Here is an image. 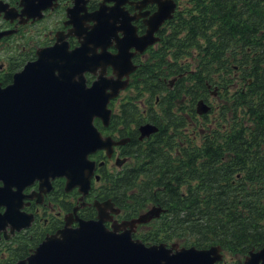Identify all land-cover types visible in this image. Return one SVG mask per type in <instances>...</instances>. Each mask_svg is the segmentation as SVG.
<instances>
[{"label": "flooded vegetation", "instance_id": "flooded-vegetation-1", "mask_svg": "<svg viewBox=\"0 0 264 264\" xmlns=\"http://www.w3.org/2000/svg\"><path fill=\"white\" fill-rule=\"evenodd\" d=\"M162 1L173 9L154 32V37L159 39L142 52L130 47L135 69L129 74V86L109 103L112 117L119 109L131 104H135L140 113L133 117L134 121L115 122L112 126L110 122L107 127L100 120L102 134L112 136L119 143L114 146L110 156L103 149L90 155L96 161L97 168L84 200H81L77 189H66L64 177L51 179L52 187L48 191H44L47 187L41 189L38 179L21 187L20 192L18 186L12 187L15 193L13 208L18 209L22 218L28 217L30 223L18 230L13 222H6L0 232V264L17 262L13 251L26 249L28 246L25 243L30 244L28 249L31 254L44 239L66 226L77 227L81 220L96 219L99 214L94 205L96 201L111 200L115 207L120 208L119 213H110L111 217L105 221V225L111 228L117 220L119 230H124L125 226L121 223L133 217L126 216L112 197L102 193L110 176L119 201L146 200L152 203L151 196L144 198L133 189H124L122 182L127 171L137 166H150L151 154L159 150L171 155L193 153L199 163L201 149L210 151L222 142H229L231 131L228 130L229 124L223 121L222 113L229 107L232 93L238 89L244 91L246 87L240 75L239 63L232 64L229 58L224 66L216 67L218 73L225 75L224 83L214 84L208 80L201 82L195 76L197 67L185 64L186 60H180L179 67L172 69L171 65L163 66L166 74L172 73L170 79L165 76L162 82L141 86L143 89L140 91L134 85L136 71L147 63L154 50L163 45L172 24L178 22L185 27L187 21L199 13V0ZM101 8L105 12L100 19L109 27L103 36L102 45L107 55L113 56L119 53L122 39L126 35L130 36L131 41L136 36L142 37L148 33L152 17L159 11V3L154 0H0V86L11 84L14 74L26 64L36 61L43 49L61 45L73 50L81 46L87 32L98 23V19H91L90 15ZM30 10L37 11L31 15ZM244 48L246 51L251 50L242 43L237 54L239 59L243 57L241 52ZM102 50L99 47L97 52ZM199 53L194 51L193 56ZM101 70L102 67L96 71L97 75ZM113 74L114 67L107 65L106 75ZM97 75L86 73L89 85ZM182 77H189V81H178ZM201 100L209 107L207 112H199L198 103ZM136 120L140 123L137 124ZM145 123L155 125L157 131L142 137L140 128ZM140 155L147 157L142 160ZM0 186L6 187L4 180H0ZM7 210L5 199L0 205V213L5 214ZM152 221L138 224L133 235H137L141 228H148ZM35 242L37 244L33 247ZM218 264L230 263L225 258Z\"/></svg>", "mask_w": 264, "mask_h": 264}, {"label": "water", "instance_id": "water-1", "mask_svg": "<svg viewBox=\"0 0 264 264\" xmlns=\"http://www.w3.org/2000/svg\"><path fill=\"white\" fill-rule=\"evenodd\" d=\"M154 1H158L159 11L152 17L148 33L131 41L126 35L118 54L108 56L102 45L109 27L100 19L105 12L101 8L90 15L98 23L87 32L81 46L43 49L36 61L14 74L11 84L0 86V180L6 183L5 188L0 186V205L5 199L8 205L7 212L0 213V232L7 221L18 230L30 223L13 208V186L20 192L21 187L38 179L41 189L47 187L44 191H48L51 179L64 177L67 190L77 188L81 200L86 198L97 168L90 155L103 149L110 156L119 143L110 135L104 136L95 120L109 125V103L129 85V74L135 69L130 47L142 52L155 43L159 38L154 32L173 9L162 0ZM30 11L32 15L37 10ZM99 47L102 52H97ZM107 65L114 67L111 76L106 75ZM86 73L97 75L91 85ZM198 110L204 113L209 107L201 100ZM140 129L146 137L158 128L145 123ZM94 205L99 211L96 219L81 220L77 227L66 226L14 264H217L224 260L219 244L208 248L179 242L147 245L134 238L138 224L161 216L165 210L160 206L123 221L125 229L121 231L117 220L111 228L105 225L111 212H120L114 202L96 201ZM242 264H264V246L249 251Z\"/></svg>", "mask_w": 264, "mask_h": 264}, {"label": "trees", "instance_id": "trees-1", "mask_svg": "<svg viewBox=\"0 0 264 264\" xmlns=\"http://www.w3.org/2000/svg\"><path fill=\"white\" fill-rule=\"evenodd\" d=\"M242 43L251 50L244 48L239 59ZM194 51L199 55L194 57ZM229 58L232 64L239 63L246 83L244 91L232 93L222 113L231 131L229 142L210 151L201 149L199 163L193 153L171 155L159 150L151 154L150 166L127 171L124 189L151 196L152 203L119 201L112 176L102 193L129 218L149 205L165 210L134 235L145 243L179 242L198 248L219 244L231 259H238L235 264H241L249 251L264 246V0H199V13L185 27L172 24L163 45L136 71L134 85L140 91L165 76L170 79L172 73L166 74L163 66L179 67L180 60L197 67L195 76L201 82L224 83L225 75L215 69ZM178 81L187 82L189 77ZM139 113L135 104L127 105L113 115L111 126L134 121ZM95 123L103 127L99 119ZM28 247L14 250V260L29 255Z\"/></svg>", "mask_w": 264, "mask_h": 264}, {"label": "rangeland", "instance_id": "rangeland-1", "mask_svg": "<svg viewBox=\"0 0 264 264\" xmlns=\"http://www.w3.org/2000/svg\"><path fill=\"white\" fill-rule=\"evenodd\" d=\"M84 204H85V203H84ZM84 204H83V205H84ZM225 257L228 259L229 263H230V261H231V264H235V263L237 262V260H238V259H235V258H234V259H231V258L228 256V254H227V255L225 254Z\"/></svg>", "mask_w": 264, "mask_h": 264}, {"label": "bare ground", "instance_id": "bare-ground-1", "mask_svg": "<svg viewBox=\"0 0 264 264\" xmlns=\"http://www.w3.org/2000/svg\"><path fill=\"white\" fill-rule=\"evenodd\" d=\"M110 19V18H109Z\"/></svg>", "mask_w": 264, "mask_h": 264}]
</instances>
